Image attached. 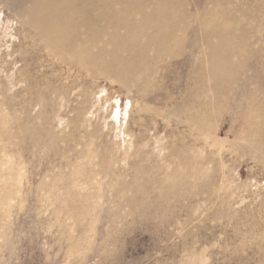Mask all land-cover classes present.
<instances>
[{
	"label": "rangeland",
	"instance_id": "obj_1",
	"mask_svg": "<svg viewBox=\"0 0 264 264\" xmlns=\"http://www.w3.org/2000/svg\"><path fill=\"white\" fill-rule=\"evenodd\" d=\"M51 1L0 0V264H264V0L158 2L140 77L156 0L66 52Z\"/></svg>",
	"mask_w": 264,
	"mask_h": 264
},
{
	"label": "bare ground",
	"instance_id": "obj_2",
	"mask_svg": "<svg viewBox=\"0 0 264 264\" xmlns=\"http://www.w3.org/2000/svg\"><path fill=\"white\" fill-rule=\"evenodd\" d=\"M117 0H80V6L77 7L76 0H52L49 3H43L36 6L31 12L33 13L32 20L34 21L38 31L41 34V37L46 43H49L52 46L62 49L61 52L72 51L74 49L68 46V40L73 37L75 34H71L72 30L75 27L81 25L85 27L88 32L91 34H96L99 32V28L96 25V22L91 19L90 16L96 15L101 18L106 24L110 26L117 27L119 25L118 21H113L110 19V16H119L121 20V15L124 13L128 14L130 18L120 21L121 24L126 28L128 32H131L132 28H135V23L131 21V0H122L123 7L121 10H116L111 7L112 2ZM140 3L149 5L150 0H132ZM162 0H156L155 4L152 5V10L150 12L145 11L144 9L136 8L132 10V15L139 13L137 11L143 12L138 18L142 21L143 24L153 25L156 27V31L150 35L148 41L150 44L155 45V54L153 56L141 55V61H134L131 59V74L138 77L142 76L149 65L150 61L154 58L157 59L161 53L165 52L169 47L170 43L176 39L175 30L170 31H160L162 28L161 24L165 16L162 15L161 9L159 10L158 2ZM160 4V3H159ZM139 7V6H138ZM135 13V14H134ZM80 14V17L78 16ZM141 18V19H140ZM155 22V24H153ZM136 29V28H135ZM100 31H103L100 28ZM129 36V35H128ZM125 37L120 36L119 34H113L108 41L114 43L115 49L120 43L124 45ZM130 37V36H129ZM61 40H66L62 43H59ZM162 41V45L159 42ZM131 42V41H130ZM87 53L88 51L85 50ZM99 62L103 65L105 60V55L99 47ZM154 60H152L153 62ZM130 66V65H129ZM136 78V77H135Z\"/></svg>",
	"mask_w": 264,
	"mask_h": 264
}]
</instances>
